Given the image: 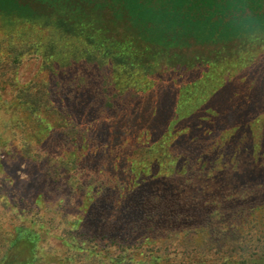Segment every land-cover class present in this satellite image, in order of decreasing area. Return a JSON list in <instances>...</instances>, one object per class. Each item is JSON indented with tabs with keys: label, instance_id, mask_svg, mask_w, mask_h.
I'll use <instances>...</instances> for the list:
<instances>
[{
	"label": "trees",
	"instance_id": "1",
	"mask_svg": "<svg viewBox=\"0 0 264 264\" xmlns=\"http://www.w3.org/2000/svg\"><path fill=\"white\" fill-rule=\"evenodd\" d=\"M78 7L98 10L105 26L86 22ZM0 15L11 23L0 41L7 66L16 65L25 49H44L46 58L54 59L49 69L55 82L41 98L31 88L22 90L18 103L38 116L37 143L47 151L55 145L64 149L68 168L83 181L81 188L94 183L91 168L96 164L120 184L105 188L108 199L98 200L86 213L84 229H95L111 242L126 240L115 249L114 264L173 262L166 255L181 230L169 226L204 219L206 211L200 204L188 210L186 198L168 194L159 180L196 153L197 147L181 149L173 140L218 116L222 104L215 99L232 101V90L207 55L199 60L205 68L186 74L179 69L186 60L173 58L178 70L168 76L156 73L151 58L157 53L166 57L178 47L213 45L228 54L233 43L264 44V0H0ZM108 23L123 28L115 41L107 37ZM48 28L57 37L44 36ZM51 102L61 117L58 125L43 117ZM140 146L138 152L131 149ZM26 231L18 230L19 239L29 238ZM168 231L173 235L160 242ZM129 236L139 237L135 245ZM235 244L230 251L241 243ZM33 258L21 264H32ZM243 263L248 264L246 256Z\"/></svg>",
	"mask_w": 264,
	"mask_h": 264
},
{
	"label": "rangeland",
	"instance_id": "2",
	"mask_svg": "<svg viewBox=\"0 0 264 264\" xmlns=\"http://www.w3.org/2000/svg\"><path fill=\"white\" fill-rule=\"evenodd\" d=\"M77 11L86 22L97 20V28L105 26L98 10L78 7ZM10 24L9 18L0 15V41L7 38ZM107 25H111L105 30L109 41L121 37L120 24ZM42 34L56 36L50 28ZM229 47L228 54L213 45L178 47L166 57L157 53L151 58L156 73L168 76L178 70L172 67L173 58L186 60L179 68L186 74L205 68L206 63L199 60L207 55L213 67L219 68L216 73L223 71L221 77L232 90V101H222L224 96L215 99L222 104L218 116L191 126L183 131L186 135L173 140L181 149L197 147L196 153L167 171L160 185L168 194L186 198L188 210L195 209V204L204 206L206 216L169 226L168 230L181 231L172 237L175 244L167 251L166 257L173 262L165 264H244L245 256L248 264H264V44ZM46 53L25 49L16 65L8 62L10 67L0 54V264L5 259L21 264L32 256V264H114L115 249L126 240L101 238L95 229L85 230L82 220L98 200L108 199L110 190L105 188L119 186V182L96 164L91 168H95L91 170L94 183L79 187L83 181L68 168L64 149L55 145L47 151L37 143L38 116L18 104L25 94L22 90L31 88V94L41 98L55 82L49 69L54 59L46 58ZM49 104L43 117L58 125L61 117ZM87 126L83 116V127ZM140 148L131 149L138 152ZM178 168L182 171L177 172ZM22 227L29 236L25 240L18 237ZM205 232H209L207 238ZM171 235L173 231H168L160 242ZM129 240L135 245L139 237L129 236ZM236 242L241 244L230 251Z\"/></svg>",
	"mask_w": 264,
	"mask_h": 264
}]
</instances>
